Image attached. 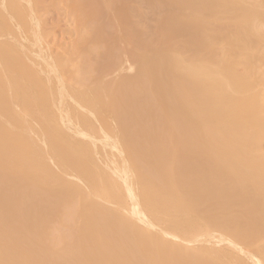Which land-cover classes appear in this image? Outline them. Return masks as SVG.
I'll return each instance as SVG.
<instances>
[{
  "label": "bare ground",
  "instance_id": "1",
  "mask_svg": "<svg viewBox=\"0 0 264 264\" xmlns=\"http://www.w3.org/2000/svg\"><path fill=\"white\" fill-rule=\"evenodd\" d=\"M46 1L0 0V264H264V0Z\"/></svg>",
  "mask_w": 264,
  "mask_h": 264
},
{
  "label": "rangeland",
  "instance_id": "2",
  "mask_svg": "<svg viewBox=\"0 0 264 264\" xmlns=\"http://www.w3.org/2000/svg\"><path fill=\"white\" fill-rule=\"evenodd\" d=\"M136 1V0H135ZM47 2V4H49L48 5V9L46 10V12H45V16L44 17H46V20H47V22H49V23H54V22H58V23H60L61 25H67L68 23H70V21L67 19V18H69V17H67L66 16V14H65V12L63 11V9H61V4H62V0H47L46 1ZM49 2V3H48ZM51 2H52V4H51ZM138 2H142V3H144L143 1H141V0H138ZM138 2H136V5H138V6H140V4L138 3ZM138 3V4H137ZM141 3V4H142ZM57 4V5H56ZM61 5V6H60ZM109 9L108 8H106L105 9V16L104 17H106L107 18V16H108V19H109V23L113 26V25H117V19H116V12H115V10H116V8H115V6L112 4V3H109ZM53 6H55V7H53ZM56 6H57V8L60 6V10H59V8L57 9L56 8ZM143 6L144 5H142V6H140V9H141V7H142V12L145 10L144 8H143ZM146 8V7H145ZM112 11H111V10ZM114 9V10H113ZM147 9V8H146ZM62 10V11H61ZM148 10H150L149 8H148ZM147 10V11H148ZM59 11V12H58ZM146 11V10H145ZM152 11V10H151ZM61 12H63L62 13V15H61ZM107 12V13H106ZM148 12H150V11H148ZM111 13V14H110ZM152 15H153V13L152 12H150ZM150 13H147V14H149L150 15ZM143 14H146V13H143ZM146 14V18H147V21L149 22V20L151 19L148 15ZM65 16V17H64ZM145 16V15H144ZM143 16V17H144ZM67 17V18H66ZM152 17V16H151ZM63 18V19H62ZM66 18V19H65ZM146 18H144V21L146 22ZM103 19V18H102ZM141 19H142V17H141ZM64 20H65V22H64ZM103 20H105V18L103 19ZM115 20V21H114ZM112 21V22H111ZM112 26L110 27V28H112ZM114 27V26H113ZM110 28H108V29H110ZM112 29H114V28H112ZM60 29L58 28V31H59ZM113 31V30H112Z\"/></svg>",
  "mask_w": 264,
  "mask_h": 264
}]
</instances>
